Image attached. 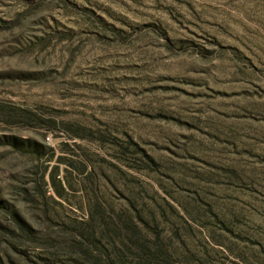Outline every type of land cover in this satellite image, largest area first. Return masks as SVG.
<instances>
[{
    "label": "rangeland",
    "instance_id": "rangeland-1",
    "mask_svg": "<svg viewBox=\"0 0 264 264\" xmlns=\"http://www.w3.org/2000/svg\"><path fill=\"white\" fill-rule=\"evenodd\" d=\"M0 264H264V0H0Z\"/></svg>",
    "mask_w": 264,
    "mask_h": 264
}]
</instances>
